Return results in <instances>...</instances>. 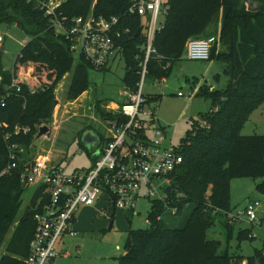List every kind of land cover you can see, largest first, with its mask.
<instances>
[{
  "label": "trees",
  "instance_id": "16d2710c",
  "mask_svg": "<svg viewBox=\"0 0 264 264\" xmlns=\"http://www.w3.org/2000/svg\"><path fill=\"white\" fill-rule=\"evenodd\" d=\"M42 1L0 0V22L15 24L28 36L13 68L3 70L0 65V91L14 79L21 86L20 92L13 87L6 106L0 107V172L10 162L13 145L17 153L23 149L19 153L23 161L32 159L30 154L25 156L26 148L33 144L39 128L52 122L55 88L67 73L72 71L68 101L77 99L91 85L92 65L82 56L75 57ZM136 1L64 0L58 8L69 18L89 13L118 17L122 35L116 44L122 47L123 81L131 91L140 80L149 22L147 16L131 11ZM163 7L165 21L154 39L157 54L147 63L149 78L168 77L188 39L217 35L210 59L226 63L230 80L223 90L201 88L199 94L211 100V109L202 114L201 121L192 123L178 146L182 163L173 174L172 191L163 199L152 200L149 226L126 230L120 264H242L244 260L264 264V247L247 257L231 253L220 240L207 237L218 216H222L228 235L234 232L235 225L228 217L233 178L261 177L257 189L264 194V134L242 133L252 112L264 102V0H167ZM19 76L28 79L19 80ZM30 88L37 91L31 93ZM98 111L104 118L112 117L101 106ZM16 128L30 130L16 134ZM27 187L18 170L0 177V251L4 245L6 250L0 264H27L41 193V189L33 193L19 216ZM187 208L189 214L177 225L174 217ZM169 210L174 213L168 219ZM246 238H253L252 230L240 229L238 239Z\"/></svg>",
  "mask_w": 264,
  "mask_h": 264
},
{
  "label": "built area",
  "instance_id": "2783aa9c",
  "mask_svg": "<svg viewBox=\"0 0 264 264\" xmlns=\"http://www.w3.org/2000/svg\"><path fill=\"white\" fill-rule=\"evenodd\" d=\"M63 1L45 0L41 4L46 14L51 16L57 33L69 41L75 57H84L97 70L109 67L112 60L121 57L122 47L116 44V39L122 35L117 16L105 18L89 13L69 18L58 11ZM131 11L149 18L140 80L135 91L127 92V99L121 104L119 112L109 118L111 135L103 143L92 167L70 173L60 164L53 165L47 154L23 161L24 157L19 154L23 149L17 153L13 145L10 162L0 172L2 177L18 170L21 182L28 186L41 181L36 189H41V193L34 214L36 228L30 241L27 264H49L59 255L56 245L64 237L78 234L74 221L80 207H93L102 200L107 205L101 210L108 214L110 209L134 211L136 202L142 198L163 199L167 195L166 187L171 185L173 174L182 163L178 147L166 144L165 128L148 109L149 96L144 93L149 74L147 63L157 54L154 39L163 25L158 24L159 14H165L166 8L162 0H137ZM216 41L215 35L188 39L186 57L191 60L210 59ZM13 87L17 92L21 91V86L14 79L11 86L0 91V107L6 106ZM36 91L37 88H30L31 93ZM179 95L182 93L179 92ZM56 124L53 122V126ZM29 130L16 128L15 133ZM48 133L44 135L45 138H48ZM260 206L258 200L249 201L236 213L231 211L228 217L231 222H236L240 216L251 223L257 222Z\"/></svg>",
  "mask_w": 264,
  "mask_h": 264
},
{
  "label": "rangeland",
  "instance_id": "374dc122",
  "mask_svg": "<svg viewBox=\"0 0 264 264\" xmlns=\"http://www.w3.org/2000/svg\"><path fill=\"white\" fill-rule=\"evenodd\" d=\"M166 1L162 0V2ZM164 21L165 14L160 12L158 24L161 25ZM0 36L3 38V41H0V64L7 70H11L16 57L28 40V36L15 24L6 22H0ZM226 68V63L215 57L208 60H191L186 58L184 53L179 60L175 61L172 72L168 76L170 87L162 83H157V86L154 87L149 84L153 82L152 79L149 76L146 78L144 85L145 94H152L155 91L163 94L161 102L152 101L148 107L155 110L158 116L161 113L165 114L166 122H168L166 128L171 139L169 141L170 146L171 144L173 146L179 145L189 128H191V121H201L202 114L211 109V100L199 94L201 88L223 90L227 87L230 77L225 71ZM125 73L126 67L122 58L116 59L109 70L90 69L89 79L91 85L90 89H88L89 95L94 98L106 99L107 102L114 100L118 104L122 103V99L125 97V89L123 87ZM20 77L25 79L24 76ZM71 79L72 71L67 73L55 88V99H58L59 103L54 106L52 118L55 113L58 114V127H54L51 123L50 138L47 139L44 136L36 137L33 144L26 148L28 153H25V156L30 154L28 158L34 159L39 153L49 152L53 165L60 164L70 173L75 170L89 169L93 163L88 150L82 148L79 143V129L84 125H91L102 136L106 137L110 134L111 124V119L103 118L99 114L92 118L94 114L91 100L85 103L84 97L80 99L84 92L73 101L66 99V91ZM179 92L182 95H179ZM84 103L85 106L82 108ZM242 133L245 135L253 133L264 134V102L252 112L242 129ZM262 180L261 177H235L231 181V210L236 213L238 210L243 209L249 201L258 200L261 202L259 221L251 223L244 216H240L236 221L233 234L229 236L227 229L223 225L222 216H218L215 225L207 232L209 239L220 240L223 248H229L231 253L247 257L254 255L256 249L264 247V220H262L264 216V194L257 189V185ZM40 183L41 181L38 180L25 190L22 196L23 203L19 216L24 213ZM142 193L144 194L145 191ZM98 205L103 206L104 202L101 200ZM98 205L93 206L90 216L85 209L79 214L77 213L76 228L80 229V231L75 237H65L64 239V245L72 254V257L68 258L69 260L67 261L60 256L56 264H120V256L125 252L126 230L130 226L134 229H145L149 226L148 214L152 209V200L149 198L138 200L134 211L116 209L112 219V227L110 226V217L100 212ZM111 212L112 209H110L108 215ZM189 212L190 209L187 208L182 214L174 217L176 218V224L180 225ZM173 213L174 210L167 212L168 219L172 218ZM77 224L82 226L78 227ZM240 229H251L253 238L238 239ZM9 237L10 233L7 239ZM56 248L60 251L61 244L59 245L58 243ZM5 251L4 245L0 251V258ZM79 254L82 258L76 256Z\"/></svg>",
  "mask_w": 264,
  "mask_h": 264
},
{
  "label": "crops",
  "instance_id": "0c3cea01",
  "mask_svg": "<svg viewBox=\"0 0 264 264\" xmlns=\"http://www.w3.org/2000/svg\"><path fill=\"white\" fill-rule=\"evenodd\" d=\"M3 41V40H2ZM186 50V49H185ZM184 53H185V51H184ZM120 57V56H119ZM123 59V54L121 55V57L120 58H118V57H116V59ZM187 58V57H186ZM115 59V60H116ZM15 62V61H14ZM112 63H114V61L112 60V62L110 63V66L109 67H107V68H105V70H109L110 68H111V64ZM0 65H2V64H0ZM13 65H14V63H13ZM3 67V66H2ZM3 70H7L5 67H3ZM103 70V69H102ZM170 76V75H169ZM25 77V76H24ZM23 80L20 76H19V80ZM26 79H28L27 77H25V81H26ZM152 79V81L153 82H150L149 84L150 85H152V86H157V83H162V84H164L165 86H168V87H170V82L168 81V77H163V78H160V79H158V78H151ZM0 80H1V75H0ZM18 80V79H17ZM28 83H30V84H33V83H31V82H28ZM123 87H124V93H125V97L122 99V103H124L125 101H126V99H127V92L129 91V89L125 86V84L123 85ZM90 89V88H89ZM211 89H212V87H211ZM89 90L88 91H86V92H84L83 94H82V96H80V99L82 98V97H84V101H85V103H88V102H86V101H89V100H91V107H92V109H93V114L94 115H92V118L96 115V114H99V115H101L100 114V112L98 111V106H101L104 110H106L108 113H110L111 115H113V114H117L118 112H119V108H120V106H121V104L122 103H120V104H118L117 102H115L114 100H112V101H109V102H107L106 101V99H99V98H94L92 95H89ZM160 93H162V92H159V91H155V92H153L152 94H149V93H147L146 95H148L149 96V102H148V104H147V107H148V105H149V103L150 102H152V101H155V102H161L162 101V98H163V94H160ZM179 94V93H178ZM58 103H59V100H58ZM85 103L82 105V108L85 106ZM54 106H56V105H54ZM82 108H80V109H82ZM146 108V107H145ZM147 109V108H146ZM148 109L149 110H151L156 116H157V118H158V122H159V124L161 125V126H163L164 128H165V132H166V136H167V142H166V144L167 145H169V141L171 140L170 139V137H169V133H168V131H167V126H166V124L168 123V122H166V118H165V114L163 113H161V115L160 116H158V114L155 112V110H152L151 108H149L148 107ZM64 116H65V114H64ZM102 116V115H101ZM58 114H56L55 113V115H53V118H52V124H53V122H56L57 124H56V126H54V127H58ZM103 117V116H102ZM113 117V116H112ZM104 118V117H103ZM110 117H107L106 119H109ZM193 122H195V121H191V123H193ZM51 123H49V124H44V125H48V127H49V131H50V125H51ZM86 131H93L95 134H92L91 132H88L87 134H86V136H84V133L86 132ZM45 135V134H44ZM43 135V136H44ZM111 135V132H110V134L109 135H107L106 137H104V136H102L99 132H98V130L97 129H95V128H93L91 125L89 126V125H84L83 127H81L80 129H79V132H78V139H79V143H80V145L82 146V148H86L87 150H88V152H89V154L91 155V157H92V160L94 161V159H95V157L97 156V154H98V152L100 151V149H101V147H102V145H103V143L105 142V140L106 139H108L109 138V136ZM45 137V136H44ZM50 137H49V133H48V138L47 139H49ZM183 139V138H182ZM180 145V144H179ZM179 145H177V146H173L172 144H171V147H178ZM170 146V145H169ZM97 147H98V149H97ZM97 149V150H96ZM97 152V153H96ZM96 153V154H95ZM41 153H39L38 155H40ZM44 154H47V155H49V157H50V160H51V162H52V157H51V154L49 153V152H46V153H44ZM53 163V162H52ZM231 184H232V182H231ZM232 188V187H231ZM101 203V202H100ZM99 204V203H98ZM97 204V205H98ZM106 203L104 202V205H105ZM247 204V203H246ZM101 205V204H100ZM103 205V206H104ZM103 206H97V207H100V209H99V211L100 212H103L102 210H101V208L103 207ZM246 206V205H245ZM244 206V207H245ZM83 209H85V210H87L88 211V215L90 216L91 215V213H92V211H93V207H80V209L77 211V213L79 214V212H81ZM77 213H76V215H75V221H74V228L75 229H77L78 230V232L80 231V229H78V228H76L77 226H76V222L78 221V215H77ZM110 213V212H109ZM108 213V214H109ZM105 215H107V216H109L110 217V219H111V224H110V226L112 227V224H113V217H114V215H115V210L113 209L112 210V212H111V214L110 215H108V214H106V213H104ZM233 224L235 225L236 224V222H233ZM78 225V227H81L82 225L81 224H77ZM76 236V235H75ZM75 236H66V237H75ZM64 239H65V237H64ZM63 239V241H61V242H59V245L61 244V250L59 251V255L57 256V257H55L54 259H52L50 262H49V264H56V262H57V260H58V258L60 257V256H62V258L63 259H65V260H69L68 258H71L72 257V254L68 251V249L65 247V245H64V242H65V240ZM76 256H78L79 258H82V256L79 254V255H76ZM65 264H67V263H65ZM242 264H247V261L246 260H244L243 261V263Z\"/></svg>",
  "mask_w": 264,
  "mask_h": 264
},
{
  "label": "water",
  "instance_id": "95a60500",
  "mask_svg": "<svg viewBox=\"0 0 264 264\" xmlns=\"http://www.w3.org/2000/svg\"><path fill=\"white\" fill-rule=\"evenodd\" d=\"M248 1H249V0H248ZM249 4H250V6L254 5V3H251V2H249ZM57 103H58V99H55L54 105H56ZM48 132H49V127H48V125H42V126L39 128V132H38V134H37V137H41V136H43L44 134H46V133H48ZM88 132H91L92 134H95L93 131H86V132L84 133V136H86V134H87ZM171 191H172V186H171V185L167 186L166 189H165V192L169 195V194L171 193Z\"/></svg>",
  "mask_w": 264,
  "mask_h": 264
}]
</instances>
